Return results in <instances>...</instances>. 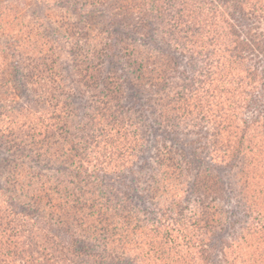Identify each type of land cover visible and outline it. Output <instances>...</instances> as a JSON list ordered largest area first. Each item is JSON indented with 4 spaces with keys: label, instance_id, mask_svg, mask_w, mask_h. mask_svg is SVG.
Here are the masks:
<instances>
[{
    "label": "trees",
    "instance_id": "obj_1",
    "mask_svg": "<svg viewBox=\"0 0 264 264\" xmlns=\"http://www.w3.org/2000/svg\"><path fill=\"white\" fill-rule=\"evenodd\" d=\"M106 1L111 2L105 21L109 32L84 34L98 57L114 61L120 51L116 58L124 61L131 78L103 74L100 64H88L78 76L89 89L97 90L103 114L109 102L121 101L125 80L128 87L149 94L154 127L165 138L172 137L169 146L163 144L164 138L156 150L145 189L154 192L151 207H136L117 192L92 193L90 186L69 180L73 171L88 170L83 165L87 159L97 163L89 153L82 165L71 162L45 176L50 183L49 191L41 194L47 200L46 214L20 204L9 188L0 187V264H214L215 258L218 264H264V68L251 62V56L264 48L259 28L264 0ZM114 28L124 35L111 32ZM156 38L198 68L187 77L167 52L125 43ZM32 79L34 75L28 80ZM59 85L51 90L57 91ZM40 96L48 100L25 104L19 113L22 123L16 125L14 119L9 132L1 133V143L13 159L16 155L27 159L28 153L40 161L43 146L48 151L52 147L49 127L30 120L29 113L44 112L50 102L56 111L58 96ZM117 114L103 129L101 142L117 147L132 126L131 146L139 152L144 125L131 124L133 116L129 119L126 112ZM88 131L84 126L83 132ZM179 136L189 141L180 143ZM25 147L29 149L21 151ZM186 147L191 149L188 155ZM49 156L54 159L57 154ZM194 164L207 168L195 169ZM227 172L233 173L229 180ZM38 178L41 185L42 177ZM61 182L62 189L57 186ZM232 185L244 203L248 223L225 239L216 204L225 202ZM69 186L86 195L78 201L73 223H69V199L63 196ZM187 195L193 196L195 206L187 203ZM41 203L36 198L31 205ZM223 218L231 228L233 224ZM80 227L90 233L80 237ZM85 239L93 244L86 245Z\"/></svg>",
    "mask_w": 264,
    "mask_h": 264
},
{
    "label": "rangeland",
    "instance_id": "obj_2",
    "mask_svg": "<svg viewBox=\"0 0 264 264\" xmlns=\"http://www.w3.org/2000/svg\"><path fill=\"white\" fill-rule=\"evenodd\" d=\"M110 4L111 2L105 0H0V187L9 188L20 204L30 208L34 206L40 214L48 212L47 200L41 196L50 188L45 176L51 175L57 169L62 170L71 162L82 165L81 161L89 153L95 156L97 163L87 159L83 165H86L88 170L80 169V174L73 171L69 174V180L90 186L92 193L117 192L119 198L123 196L132 199L133 204L139 208L151 207L153 202L151 198H154V192L148 193L145 189L155 165L156 150L165 140L163 144L169 146L172 137L165 138L163 133L154 127L153 109L147 104L149 94L145 89L140 91L139 88L128 87L125 80V83L121 84L124 93L121 101L109 102L103 114L97 101V90L89 89L78 76L79 69H84L88 64H100L103 74L109 71L117 73L119 79L131 78L124 61L116 58L121 55L120 51L115 54V63L110 57H98L97 49L92 46L91 41L86 40L84 34L86 31L95 33L104 29L109 32L105 21ZM259 24L260 31L264 33V15ZM110 30L115 31L118 36L124 35L121 29ZM125 43L141 46L143 49L154 48L167 52L174 58L179 72L187 77L198 68L196 62L160 39H140L134 42L125 40ZM251 62L259 70L264 68V48L259 55L251 56ZM39 73L40 77L37 76ZM33 75L35 79L28 80ZM56 85H59L57 91L51 90ZM40 92L58 96L56 111L53 107L50 108V105H53V102H50V105L43 108L44 112L35 114L34 110L29 113L30 120L35 118L49 127V135L53 134L50 140L52 147L48 151L43 146L40 161L37 157L29 158L28 153L27 159H18L17 155L13 159L1 143V135L9 132L8 129L14 125V122H11L14 119L16 125L22 123L19 113L25 104L33 101L37 103L40 99L48 100V97L44 96L38 98ZM118 112H126L129 119L133 116L131 124L138 122L144 125L143 143L141 142L139 152L131 146V135L134 132L132 126L127 128L126 135L118 140L117 147L111 148L107 143L101 142L103 129L108 127L111 118L119 117ZM56 115L58 120L55 119ZM84 126L89 129L88 132H83ZM91 135L96 137V141H92ZM81 137L84 139L79 140ZM177 138L180 143L189 141L182 136ZM51 152L57 154V157L51 159ZM190 152L191 149L186 147L185 153L188 155ZM192 167L204 169L207 165L194 164ZM223 173L222 170L217 172L220 176ZM227 173L225 177L229 180L233 173ZM38 174L41 176H35ZM38 177H42V186L39 185ZM62 183L57 184L58 188H63ZM231 189L232 194L225 193V202L216 204V208H220L218 217L219 222L224 224L225 239H228L232 232L236 235L240 228L248 223L244 203L233 185ZM63 196L69 199L66 203L72 219L69 223H73V220L77 219L76 212H79L78 201L86 195L74 193L69 186V192ZM36 198L43 203L38 206L31 205ZM192 199V195L186 196L187 203L195 206ZM2 212L3 209L0 208V213ZM223 217L233 224L231 228L225 225ZM77 231L80 237L88 235L89 232L84 227ZM84 243L93 244L89 239H85ZM214 264H218L217 258L214 259Z\"/></svg>",
    "mask_w": 264,
    "mask_h": 264
}]
</instances>
